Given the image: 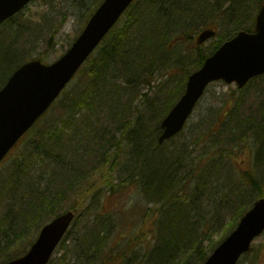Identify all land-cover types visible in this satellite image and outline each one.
<instances>
[{"label":"trees","instance_id":"trees-1","mask_svg":"<svg viewBox=\"0 0 264 264\" xmlns=\"http://www.w3.org/2000/svg\"><path fill=\"white\" fill-rule=\"evenodd\" d=\"M263 4L264 0H219L214 6L210 0H137L127 11V19L112 29L50 110L0 165V202H3L0 204V264L23 256L33 236L38 235L41 228L58 215L64 203L72 197H80L88 188L94 191L92 183L99 175V182L103 178H112L116 163L109 166V150L116 137L109 128L99 127L101 117L114 115L116 121H121L132 114L134 122H137L135 125L140 127L130 141L134 169L127 183H119V188L110 181L109 189L111 186L112 189L106 194L119 192L122 185L136 186L143 182L147 194L143 205L147 220L154 219V230L150 235H153L154 244L156 242L144 264L206 262L215 250V245L207 247L206 244L208 240L211 242L221 214L229 207L231 196L235 199L238 195L240 199L247 186L255 194H261V189L253 177L241 182L242 175L237 172L234 176L221 152L214 155L210 162L199 165L188 163L184 170L174 161L190 155L187 151L160 157L161 147L157 142L161 133L160 124L184 94L188 77L201 68L214 51L238 32L254 30L256 16ZM208 5L210 12L218 13L219 18L228 15L233 25L225 37H219L209 52H197L196 61L188 65L192 70L186 71L183 82L172 94L161 116L157 113L158 121L153 129L148 120L141 119L142 87L154 89L168 75L169 68L187 65L179 56L168 60L174 45L184 44L188 38L181 20L188 17L197 22L207 12ZM92 9L93 14L96 7ZM195 9L196 16H193ZM17 16L0 27L1 31L9 25L11 32L16 31L12 41L0 39V90L31 54L24 46H13L22 31L13 30L15 27L11 23ZM35 30L38 31V27ZM127 94L130 95L128 99ZM255 120L235 118L233 127H229L233 128L231 144L243 145L249 142L247 135L252 136L259 146L258 161L264 166V116L260 121ZM125 126L130 127V123ZM238 131H242L239 137ZM260 137L263 143H260ZM122 141L118 143L121 145ZM81 146L85 155L92 156L89 168L84 170L79 157L81 148L78 150ZM115 154L117 157L118 154ZM206 155L207 152L201 156L204 159ZM83 163L86 164L85 159ZM238 182L243 187H238ZM262 197H254L247 206L248 198L242 202L233 228ZM71 209L77 211L80 208L73 205ZM100 210L94 224L82 233L88 235L91 248L100 246L106 235L111 234L113 226L119 225L117 219L114 224L106 222L107 219L102 221L105 206ZM78 217L67 235L74 233ZM143 223L142 229L145 226ZM146 229L142 235L149 234L150 228ZM125 230L120 226L115 228V237L129 235L128 230L123 234ZM101 259L98 257L99 264H110L111 255L108 254L103 262Z\"/></svg>","mask_w":264,"mask_h":264},{"label":"rangeland","instance_id":"rangeland-1","mask_svg":"<svg viewBox=\"0 0 264 264\" xmlns=\"http://www.w3.org/2000/svg\"><path fill=\"white\" fill-rule=\"evenodd\" d=\"M102 1L33 0L23 13L18 15L11 23L15 27L13 30H22L13 46L19 48L22 46L26 47L31 53V58L29 57L27 61L29 59H40L47 64L57 61L70 49L72 43L86 26L90 18L89 15L92 14V7H94L93 11ZM218 1L210 0V4L217 5ZM218 9L219 7L216 8V10ZM206 11V13H203L197 19V22L193 18L190 19L188 17H183L181 20L183 23L182 28L185 29L188 38L184 44H173V51L170 53L168 60L171 61L179 56L180 59H184L187 65L169 68L168 75L161 82L159 81L158 85L153 87L154 89L148 90L147 86L142 87L141 101L143 104L141 119L142 121L143 118L146 121L148 120L154 126L153 129L156 126L157 113L161 116L163 109L171 100L172 94L177 92V87L183 82L187 73L186 71L192 70L188 65L196 61L197 52L199 50L203 53L209 52L216 42L219 41V37H225L227 31H230L233 25L229 21L228 15L225 14V16L219 18L218 13H211L209 5L206 7ZM195 13L196 9L194 12L192 11L193 16ZM126 19L127 16H123L118 25H121ZM9 27L8 25L2 28L0 39L12 41L11 39L16 31L11 32ZM36 27H38V31L35 30ZM210 27L217 29V37L198 48L196 44L198 34L203 29ZM181 31L183 30L181 29ZM24 60H19L18 62H23ZM129 96L127 94L126 99ZM132 115L121 121H116L114 115L113 117L111 115L106 118L101 117V125L99 127L109 128L116 137V142L114 144L110 143L109 150V166L112 167L116 163V170L111 179L103 178L99 182L101 176L99 175L96 181L92 183L95 187L93 192L91 188H88L80 197L70 198L59 208L57 214L72 210L71 207L73 205L79 207L80 209L76 211L79 216V222L76 224L74 233L67 235L60 244L50 264H99L100 260H98V257L102 258L101 261L107 260L108 254L111 255L110 264H144L143 262L147 261V257L153 250L156 242L154 244L153 235H150L154 230L152 229L154 219L149 218L147 220L146 217L148 216L145 213L143 205L147 196L143 182L142 185L140 183L135 184L136 186L122 185L119 192L113 195L106 194L112 189V186L109 189L110 181L116 188H119V183L128 181L129 175H131L134 169V157L130 154L132 148L130 141L135 131L139 130L140 127L135 125L137 122H134ZM263 116L264 76L254 79L247 87L241 90L235 84L228 85L224 82H216L206 91L205 96L186 125L183 134L160 146V154L158 153L160 157L162 155L163 157H167V155L181 154V152L185 151L190 153V155H186V158L174 161L175 164L179 163V168L183 170L188 163L191 165L195 162L194 165H199V163L210 162L214 155L221 152L225 163L229 165L234 176L237 175V172L242 175L241 182L249 181L253 177L261 189V194L259 192L255 194L247 186L243 190V197L241 196L240 199L238 195H236L235 199L231 196L228 204L229 207L221 214L220 222L215 228L211 242L208 240L207 247L215 245L216 250L237 228L240 220L234 228L233 226L236 223V217L241 209L242 202L246 198H248L246 201L247 206L254 197L264 196V166H261L258 161L259 146L256 144L257 140L255 141L252 136L247 135L250 138L248 143L233 145L231 144V131L233 128H229L230 126L233 127L235 118L237 120L250 118V120L256 119L260 121ZM152 117L153 120H150ZM127 123H130V127L125 126ZM222 125L224 126L223 130ZM145 126H147V123ZM241 132H237L238 137ZM121 139L123 141L120 145L118 142ZM259 139L260 143H263L262 137ZM75 143H78V141L75 140ZM78 150H80L79 157L83 164L82 170L89 168L92 156L85 155V151H82V146ZM206 152L208 155L204 156L205 158L203 159L201 155ZM115 153L118 154L117 157ZM86 157L88 158L86 159ZM83 159L86 160V164L83 163ZM237 186L243 187V184L238 182ZM233 200L235 201L234 203ZM2 203L0 202V204ZM150 205L154 206V204ZM103 206H105L106 212L103 213L101 220L107 219L106 222L114 224V221L117 219L119 225L117 227L113 226L111 234L106 235L100 246L91 248L87 238L88 235L83 234L88 227L94 224L95 217ZM143 221L145 222L143 223ZM142 223L145 224L143 229ZM119 226L120 229L125 228L128 230L127 233L130 234L116 235L115 237L114 229H117ZM146 228H150L149 234L142 235V231L145 232ZM126 230L123 231V234ZM37 237L38 235L33 236L31 245L36 241ZM31 245L27 250L30 249ZM149 247L151 249L147 252L146 250ZM238 264H264V234L255 240L251 251L243 256Z\"/></svg>","mask_w":264,"mask_h":264},{"label":"water","instance_id":"water-1","mask_svg":"<svg viewBox=\"0 0 264 264\" xmlns=\"http://www.w3.org/2000/svg\"><path fill=\"white\" fill-rule=\"evenodd\" d=\"M134 1L104 0L60 59L52 64L32 60L12 74L0 90V164L52 107ZM30 2L0 0V26ZM215 36L213 29L205 30L197 43L202 45ZM260 76H264V5L257 16L254 32H239L189 77L184 95L161 124L159 144L183 131L210 84L222 81L243 89ZM74 219L72 211L53 219L42 228L29 252L8 264H48ZM263 233L264 198L245 213L237 228L204 264H238Z\"/></svg>","mask_w":264,"mask_h":264}]
</instances>
